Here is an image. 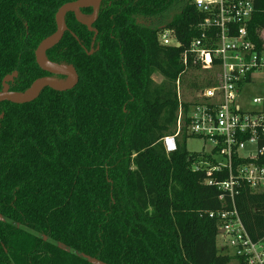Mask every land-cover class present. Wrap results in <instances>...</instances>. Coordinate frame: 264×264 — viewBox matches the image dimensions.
I'll return each mask as SVG.
<instances>
[{"label":"trees","instance_id":"obj_1","mask_svg":"<svg viewBox=\"0 0 264 264\" xmlns=\"http://www.w3.org/2000/svg\"><path fill=\"white\" fill-rule=\"evenodd\" d=\"M76 1L0 0V92L15 71L14 93L46 75L35 51ZM252 1L249 39L264 52V0ZM204 18L190 0H103L92 30L66 16L47 58L73 66L77 86L0 103V264H248L225 245L221 215L235 209L250 241L263 242L264 193L244 184L232 199L208 184L229 177L208 176L216 152H189L186 134L174 152L164 144L177 130V82L197 89L184 76L201 74L158 33L174 30L187 48Z\"/></svg>","mask_w":264,"mask_h":264},{"label":"built area","instance_id":"obj_2","mask_svg":"<svg viewBox=\"0 0 264 264\" xmlns=\"http://www.w3.org/2000/svg\"><path fill=\"white\" fill-rule=\"evenodd\" d=\"M199 13L205 16L196 25L198 35L187 48L178 40L175 31L163 29L158 33L164 47L183 48L182 60L197 68L205 77L198 88L188 86L187 97L181 96V82H177L180 109L175 135L164 139L168 153L177 149V142L186 134L213 143L209 155L218 162L207 169L228 171V179L218 186L224 194L235 198L246 184L256 194L264 193V90L252 99L249 109L239 99L249 84L264 79V52H257L249 39L248 27L254 15L252 0H193ZM184 105V106H183ZM186 105L188 107L186 108ZM201 170L200 166L196 167ZM220 199H224L222 195ZM222 232L233 254L247 258L248 264H264V241L254 244L247 237L234 209L221 215Z\"/></svg>","mask_w":264,"mask_h":264},{"label":"water","instance_id":"obj_3","mask_svg":"<svg viewBox=\"0 0 264 264\" xmlns=\"http://www.w3.org/2000/svg\"><path fill=\"white\" fill-rule=\"evenodd\" d=\"M102 1L103 0H79L63 5L56 14L57 32L44 40L35 51L36 62L43 71L53 76L65 77L66 79L63 81L55 79L54 77L40 78L34 81L25 92L14 93L10 91L7 82L11 79L7 77L3 83V90L0 92V103L10 102L19 105L27 104L35 100L43 89L50 88L55 91L65 92L76 87L79 82V75L76 69L73 66L57 65L50 62L47 58V52L57 46L68 31L65 19L69 13H74L79 22L92 30L91 26L98 18V10ZM89 8L93 9V16L91 18L82 17L80 11Z\"/></svg>","mask_w":264,"mask_h":264},{"label":"rangeland","instance_id":"obj_4","mask_svg":"<svg viewBox=\"0 0 264 264\" xmlns=\"http://www.w3.org/2000/svg\"><path fill=\"white\" fill-rule=\"evenodd\" d=\"M264 38V37H263ZM197 75L199 73H196ZM196 75V76H197ZM185 80L188 82H194L195 79L191 80L193 78V73H188L186 76H184ZM153 80L156 84H160L163 82V78L160 75H154ZM198 82H202L205 80V77L203 75L199 76V79H197ZM187 84H181V96L187 97L188 92L186 91ZM264 90V79L263 77H260L257 81V83L249 84L243 89V92L241 94V97L239 99V102L244 106H247L249 109H255L254 106H252V99L257 96H261ZM186 146L189 152L194 154H200V153H210L213 149V143L210 141H206L199 138H190L186 142ZM224 244V241L221 237L218 238V246L219 248H222ZM233 264V263H232Z\"/></svg>","mask_w":264,"mask_h":264},{"label":"flooded vegetation","instance_id":"obj_5","mask_svg":"<svg viewBox=\"0 0 264 264\" xmlns=\"http://www.w3.org/2000/svg\"><path fill=\"white\" fill-rule=\"evenodd\" d=\"M193 0H190V3L193 5ZM89 9H92V8H89ZM93 10V9H92ZM141 23H143V21H140ZM93 53V52H92ZM92 53H90V55L92 54ZM40 68V67H39ZM41 69V68H40ZM42 70V69H41ZM43 71V70H42ZM44 73H46V75H44V77H50V78H55V79H59V78H64V79H66L65 77H62V76H53V75H51V74H49V73H47V72H45V71H43ZM18 76H19V73L17 72V71H15V72H13L12 74H9V75H7L4 79H3V81H2V90H3V83H4V80L7 78V77H10V79L11 80H9L7 83H8V85H9V87H10V91H11V89L13 88V86L15 85V82L18 80ZM43 77V78H44ZM42 78V77H41ZM38 79H40V78H38ZM3 116V115H2ZM0 118H2V117H0Z\"/></svg>","mask_w":264,"mask_h":264}]
</instances>
